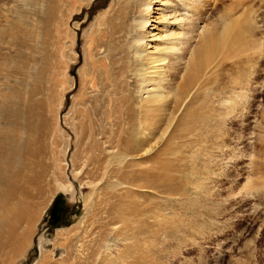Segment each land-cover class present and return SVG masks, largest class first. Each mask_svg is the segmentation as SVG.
I'll use <instances>...</instances> for the list:
<instances>
[{"label": "rangeland", "instance_id": "obj_1", "mask_svg": "<svg viewBox=\"0 0 264 264\" xmlns=\"http://www.w3.org/2000/svg\"><path fill=\"white\" fill-rule=\"evenodd\" d=\"M204 1L213 48L203 87L181 93L198 32L181 59L157 70L143 58L140 74L129 47L143 11L121 21L125 0H0V131L33 106L50 163L24 249L10 260L0 244V264H264V0ZM149 16L146 32L165 35L159 10ZM158 82L169 94L151 119ZM187 110L203 120L188 123ZM159 175L172 178L142 186ZM58 194L64 211L51 227Z\"/></svg>", "mask_w": 264, "mask_h": 264}, {"label": "bare ground", "instance_id": "obj_2", "mask_svg": "<svg viewBox=\"0 0 264 264\" xmlns=\"http://www.w3.org/2000/svg\"><path fill=\"white\" fill-rule=\"evenodd\" d=\"M189 1L190 0H125L123 8L117 14L118 19L126 21L128 19V13H130L133 8L138 7L140 11H143L142 14H138L139 16L137 15L132 20L134 27L138 32L133 37L129 47L130 53H132L135 58V65L137 63L141 66L139 69L140 74L142 71H146L143 58L148 61V64L152 65L150 68L153 67L157 70L160 69V65L163 64L161 62L165 60L166 56H175L176 58L181 59L177 53L184 49V47L182 49V45L187 42L189 43V35L191 33L198 32L195 35L198 37L197 43L195 46L192 44L191 46L193 47H189L190 49H188L191 51V57L188 59L186 63L187 65L184 69L185 74L180 87V90L182 91L181 93L185 92L186 89L189 92L190 87L193 86L195 82L199 83L198 90L203 87L201 86L202 83H200V80L203 76L201 71L205 69L206 65L205 55L207 54L209 56L210 50L213 48L210 44L214 35V32L212 33L211 31L213 29H208L203 25L201 26L203 23L202 20L205 19L206 15V11L203 8L205 1L196 0V3H193L194 5H197L195 18L193 16L191 17V15L189 16L187 13L190 8ZM193 1L195 2V0H192V2ZM156 6H160V8ZM234 7H236V5ZM153 10H159L160 18H155L157 20L154 21H160L162 23L165 29V35L149 34L150 32H146L145 30L151 25L149 22L153 21L151 16H149L150 12ZM230 25L233 27L234 23L230 22L223 27V30H229L231 27ZM213 26L214 28H217L216 24H213ZM111 27L112 31L115 33L117 26L113 27L111 25ZM228 34L229 31H224L221 34L222 39L224 38L225 40ZM146 37L149 38L147 39ZM162 40L163 45H165L164 48H153L148 46L146 43V41L151 42ZM144 46H146V48H152L150 53L145 52ZM121 52L125 53V50H121ZM141 52H145L144 57L140 55ZM111 55L112 57H109V62L111 63L112 68L124 69L123 66L125 65L122 61L125 59L121 56L118 57L119 55L114 52H112ZM115 56L117 58L118 66L116 65ZM146 73L149 72L146 71ZM144 81V78L141 76L139 78L141 89L146 83ZM160 84V82L157 83V86L153 88V93L151 94L155 100V106L152 109L151 119L154 115L158 116V114L161 113L160 106H164L165 104L160 100L169 94V92L163 94ZM177 87H179V85ZM145 98V100H140L139 103L147 105L148 96ZM122 100L124 99L122 98ZM32 107L33 106H30V108L23 112L22 116H24L25 122L21 121L20 125L18 121H15V123L12 124V126L19 125L20 128L13 130L11 128L12 126L8 125L6 126L7 128L5 127L2 131H0V237L3 239L0 244L3 247L9 248L10 260L17 258L24 249L26 239L28 237L27 234L30 231L31 225L33 224L36 216L34 209L31 206L30 199L32 200L34 193H37L40 189H42L41 183L47 177L50 169V163L48 164L47 161V163H45V161H43L44 159L41 160V156L44 154V151L40 139L43 135L42 131L44 129L45 122L41 120L37 124L32 123V114H34ZM39 108L40 106L37 105V109L35 111L36 114H39ZM187 112L188 114L186 113L185 115L187 116L186 121L188 123L193 122L195 117L198 118V121L203 120V116H201L200 113L194 115V113L189 110H187ZM127 114L129 117H132V111L130 109ZM158 117H160V114ZM25 133H30L31 140L22 139L21 135ZM123 142L124 144H127L126 141ZM128 145L130 149L133 148L131 143ZM145 177L143 178L144 182L142 183V186L152 188L161 187L165 180L169 181V179L172 178L171 176L161 177V175H159L152 180L146 179Z\"/></svg>", "mask_w": 264, "mask_h": 264}, {"label": "trees", "instance_id": "obj_3", "mask_svg": "<svg viewBox=\"0 0 264 264\" xmlns=\"http://www.w3.org/2000/svg\"><path fill=\"white\" fill-rule=\"evenodd\" d=\"M61 198V194L55 196L52 201V205L49 211V220L51 227L58 226L59 223H55V221L60 220L61 213L64 211V207L62 205H58L59 199Z\"/></svg>", "mask_w": 264, "mask_h": 264}]
</instances>
